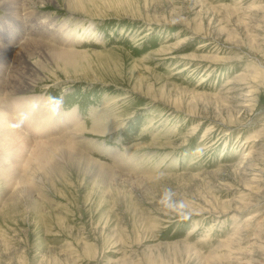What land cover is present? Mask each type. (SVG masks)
I'll list each match as a JSON object with an SVG mask.
<instances>
[{
    "label": "rangeland",
    "instance_id": "374dc122",
    "mask_svg": "<svg viewBox=\"0 0 264 264\" xmlns=\"http://www.w3.org/2000/svg\"><path fill=\"white\" fill-rule=\"evenodd\" d=\"M82 1L87 14L74 15L97 36L72 43L87 52L80 71L11 97L77 108L81 121L27 134L76 135L119 181L71 169L12 178L0 264H264V0ZM165 187L189 204L187 219L159 204Z\"/></svg>",
    "mask_w": 264,
    "mask_h": 264
},
{
    "label": "bare ground",
    "instance_id": "6f19581e",
    "mask_svg": "<svg viewBox=\"0 0 264 264\" xmlns=\"http://www.w3.org/2000/svg\"><path fill=\"white\" fill-rule=\"evenodd\" d=\"M85 4L86 1L82 0H0V11H3L0 18L6 20L0 21V177L7 184L0 187V195L10 194L12 178H17L19 182L24 183L27 177L31 175L35 177L33 174L37 171L42 172L41 176L48 178L47 180H50V177L46 176H50L52 172L64 177L68 174V169H71L77 175L82 174L89 178H94V176L105 177V182L108 185L110 182L113 184V182L119 181V177L111 170V165L108 166L109 164L106 165L94 157H89V153L88 155L85 154L84 149L82 151L79 146L73 143L72 139H76V135L69 136L64 133L62 138L49 136L44 139L33 140L27 134V131L34 130L39 133L49 132L54 126L57 127L65 121H81L77 108L69 109V111H65L63 108L57 110L40 95L16 98L18 95L32 92L36 85L43 82L44 79L47 81L53 77V80L58 81L60 80L59 73L70 76L76 75L80 71V58H84L87 52L84 49H76L75 44L80 47L79 43L82 39L97 36L93 23L90 22L85 28V24L80 22V18L78 19L74 15H86ZM53 6L64 10L72 17L58 21L56 17L46 13V10L43 11L44 8ZM239 9L233 7L231 12L235 14V12L240 11ZM22 13L25 15L22 16ZM238 21L244 22L241 17H238ZM30 22L31 25H27ZM39 25L46 27H40L35 31ZM244 26L246 29L253 27L252 24L248 23ZM27 28L30 32H24V29ZM22 39L24 42L20 43ZM4 40L9 46L2 43ZM251 43L256 44L257 42L251 38ZM7 68H10V72L6 73ZM68 79L72 78L69 77ZM4 95H8V97L5 98ZM11 95L16 97H11ZM227 98L224 94L217 96L222 104ZM224 105L230 112L229 107ZM52 114L55 115L54 118H52ZM90 115L94 118L92 113ZM22 116L27 118L23 120L21 126L13 127V125L20 123ZM99 127L100 125L98 126L95 122L92 124L91 131L106 132L104 130L99 131ZM45 129L46 131H44ZM72 131L75 132L74 129ZM67 132L69 133V130ZM61 134H63L62 130ZM44 136L46 135L44 134ZM87 140L89 139L87 138ZM28 154L30 156L27 158ZM248 155H250V151ZM25 161H28V166L24 163ZM122 164H118L117 167L121 165L122 168ZM35 165L37 167L34 168ZM14 195H10V197Z\"/></svg>",
    "mask_w": 264,
    "mask_h": 264
},
{
    "label": "clouds",
    "instance_id": "9594fccd",
    "mask_svg": "<svg viewBox=\"0 0 264 264\" xmlns=\"http://www.w3.org/2000/svg\"><path fill=\"white\" fill-rule=\"evenodd\" d=\"M51 100L55 101L57 104L62 101L58 98L51 97ZM26 116L21 117V121L19 124L13 125V127H20L23 123V120L26 119ZM164 174L161 173L160 176ZM176 193L170 187H165L163 193L159 199V204H161L165 209L170 212L178 215L182 219H187L191 214V209L189 204L184 199H176Z\"/></svg>",
    "mask_w": 264,
    "mask_h": 264
}]
</instances>
